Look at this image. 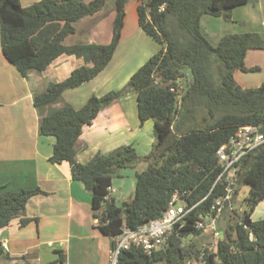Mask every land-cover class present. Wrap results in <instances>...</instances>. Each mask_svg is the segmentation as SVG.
Segmentation results:
<instances>
[{"label":"trees","instance_id":"1","mask_svg":"<svg viewBox=\"0 0 264 264\" xmlns=\"http://www.w3.org/2000/svg\"><path fill=\"white\" fill-rule=\"evenodd\" d=\"M107 1L40 0L24 6L21 0H0L2 49L23 76L45 71L62 54L85 60L66 79L51 82L44 92L37 93L35 106L58 102L66 90L91 81L112 61L129 0H115L110 43L65 44L66 37L76 31L75 22L96 14ZM249 1L148 0L138 5L140 26L161 46L129 80L137 94L141 123L154 120L155 143L146 156L140 157L132 145H123L108 153L98 152L86 163L76 159L75 144L83 127L125 89L93 94L80 108L70 104L52 108L42 118L40 134L56 138L50 161L69 162L73 179L92 194L94 217L104 234L114 238L123 227L136 229L162 216L175 194L192 208L165 247L151 255L136 246L122 249L116 264H184L203 254L206 264H264V218L252 219L256 207L264 202V143L244 158L239 185L249 186L243 198L248 207L244 213L228 211L231 223L220 230L223 235L216 249H200L196 242H185L190 235L203 233L196 221L224 192L220 183L215 184L222 170L217 150L240 126L255 125L264 133V82L246 88L235 77L239 70H258L248 68L245 57L252 48L264 49L263 36L258 32L228 33L214 46L201 26L204 15L230 20L233 8ZM185 68L190 69L192 80L186 79ZM141 160L148 167L137 174L133 198L118 205L110 196L113 178L120 169ZM40 192L39 187L19 191L0 187V228L9 225L26 208L29 198Z\"/></svg>","mask_w":264,"mask_h":264},{"label":"crops","instance_id":"2","mask_svg":"<svg viewBox=\"0 0 264 264\" xmlns=\"http://www.w3.org/2000/svg\"><path fill=\"white\" fill-rule=\"evenodd\" d=\"M38 1L21 0L24 6ZM250 2L233 8L234 21L245 19L246 11H242V6ZM257 2L248 12L254 25L252 30L264 38V0ZM115 15L116 5L109 0L96 14L76 21V31L66 37L65 44L110 43ZM208 20L215 25L208 27ZM203 22L202 18V31L208 40L211 37V43H219L226 31L218 30L220 25L224 26L222 21L211 18ZM144 34L147 33L139 24L138 12L129 25L125 17L120 44L105 70L91 81L66 90L58 102L43 107L35 106L34 96L44 92L51 82L66 79L74 69L85 64V60L62 54L45 71H30L23 76L5 56L0 38V187L10 191L39 187L43 191L29 198L26 208L17 213L9 225L0 228V264L112 263L113 238L104 234L97 224L91 192L82 182L73 179L69 162L50 161L56 138L41 135L40 123L52 108L66 104L80 108L93 94L102 96L108 92L116 84L117 79L110 80L116 68L124 66L129 58L120 52L121 48L133 49L130 54H137L133 60H138L140 51H135L134 46L144 41ZM116 58L123 63L116 64ZM245 64L258 70L236 71L237 81L246 88L260 86L264 82L261 73L264 49H250ZM132 71L128 76L135 72ZM154 143V120L141 123L137 94L128 92L103 107L93 122L83 127L75 144L76 159L86 163L98 152L108 153L123 145H132L138 155L144 157L151 152ZM147 167V162L141 160L133 167L119 170L110 189V196L118 205L133 198L137 174ZM242 202L243 199L238 203ZM259 208L264 212V202L256 207L252 219L264 218L257 215ZM25 219L28 221L23 224Z\"/></svg>","mask_w":264,"mask_h":264},{"label":"built area","instance_id":"3","mask_svg":"<svg viewBox=\"0 0 264 264\" xmlns=\"http://www.w3.org/2000/svg\"><path fill=\"white\" fill-rule=\"evenodd\" d=\"M264 143V133L258 126H240L235 135L228 142L217 150V156L222 166V170L215 182L223 186L224 192L215 199L211 210L202 215L196 221V226L204 231H212L214 236L221 237L222 231L217 229L216 223L223 212L244 213L248 207L243 200L241 204L235 201V195L239 189L240 175L243 171L244 158L253 150ZM192 208H187L185 202L175 194L170 201L168 209L162 216L147 221L139 225L136 229L123 227L122 232L113 238L114 247L112 248V263L116 264L119 252L131 246L140 247L145 253L151 255L156 250L165 247L171 233L176 225L183 224ZM248 228L247 225H245ZM218 243V242H217ZM207 259L204 254L199 259H194V264H206ZM184 264H193L191 259Z\"/></svg>","mask_w":264,"mask_h":264},{"label":"rangeland","instance_id":"4","mask_svg":"<svg viewBox=\"0 0 264 264\" xmlns=\"http://www.w3.org/2000/svg\"><path fill=\"white\" fill-rule=\"evenodd\" d=\"M112 1L115 3V0H112ZM147 1L148 0H129L126 3V13H127L126 19L128 21V25L131 23V21H134L135 17L137 16L138 4H140L142 2H147ZM258 2H257V0H251V2L248 4V6L247 5L242 6L243 7L242 11H246V17H244L245 19H243V20L234 21L233 17H231V19L229 20V19H225L223 16L212 17L213 15L209 16V14H206L203 17V21H204L203 23L205 24L207 19H211V18L216 19V21H222V24L224 26L220 25L218 30L220 31V30L226 29V31H224V35L228 34V33L254 32L252 30L253 29L252 26H254V25L251 24V19H250V15H249L250 12H248V11L250 9H252V7L254 5H256ZM231 13H233V10ZM210 25L214 26L215 23L213 21H209L208 27ZM144 35L146 36L144 38V41H142L140 44H137L134 46L135 51L136 50L140 51V54H138V57H139L138 60H135V61L133 60V58L136 57L137 54L136 55H134V53H133V55L130 54V52L133 49H131L130 47H127V46H124L121 48L120 52H122L123 55H125L127 57L129 56V58H127V60L124 62V64H125L124 66H119L118 68H116L117 70H116V73L114 74V78L110 79V80H114V79L116 80L117 79L116 84L114 83L112 85V87L109 89V87L111 85L109 83V85H108L109 87L106 88V89H109V91H112V90L119 91V90L125 89V92L121 96L126 95L128 92H133L134 90L130 87V84H129V80H130L132 75L128 76V74H130V72L132 70L136 71L141 65H143L150 58V56L154 55L155 53H157L160 50L161 46L156 40H154L148 34H144ZM211 40H213V39L210 37V43H211ZM211 44L214 46L218 45V43L217 44L211 43ZM252 49H256V48H252ZM119 62H120V64L123 63V61H121V59L116 58L115 63L119 64ZM184 70L186 72V79L192 80V74H191L190 69L185 68ZM261 73H262V75H264V70ZM131 74H133V73H131ZM117 75H120V76L117 77ZM126 78L128 80H125ZM120 82H121V85H119ZM184 85H185V83H184ZM248 190H249L248 186L245 184H242L237 191L238 192L237 195H235V201L237 203L240 202L241 199H243L242 197L248 193ZM257 212H259V214H257V215L264 217L263 209L259 208V210H257ZM228 216H229L228 211L223 212V214L220 216L219 220L216 223L217 229H219V230L224 229L225 230L227 228L229 223H231ZM232 222H234V220ZM185 242L186 243L187 242H196L199 245L200 249L208 248L210 250H214V249H216L218 239L216 236H214V233L212 231L208 230V231H203V233L199 236L190 235L187 239H185ZM191 262L194 264V259H191Z\"/></svg>","mask_w":264,"mask_h":264}]
</instances>
